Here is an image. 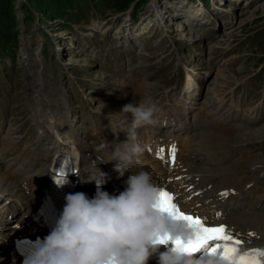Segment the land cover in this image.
Here are the masks:
<instances>
[{"label":"rangeland","instance_id":"374dc122","mask_svg":"<svg viewBox=\"0 0 264 264\" xmlns=\"http://www.w3.org/2000/svg\"><path fill=\"white\" fill-rule=\"evenodd\" d=\"M77 2L11 0L19 37L16 45L0 49V124L18 116L35 138L32 98L34 85H41L44 93L59 100L53 103L55 112L76 110L72 119L79 122L76 129H82L78 131L83 137H119L128 129H117L115 106L128 101L135 84L146 82L148 90L142 94L149 97L165 88L182 92L191 76L199 103L225 91L219 93V105L226 100L227 108H240L242 100L264 115V0H136L122 12H115L108 0ZM127 18L130 30L124 26ZM193 92L187 87L184 94L191 98ZM217 107L209 109L227 128L236 134L242 127L252 129L262 138L251 140L250 135L248 141L264 143V119L236 125L237 118H218L234 110ZM104 116L112 119L114 132L94 125L106 121ZM85 125L90 127L84 132ZM256 153L264 160V149ZM252 160L243 165L260 168L250 164ZM262 190L264 185L256 186Z\"/></svg>","mask_w":264,"mask_h":264},{"label":"clouds","instance_id":"9594fccd","mask_svg":"<svg viewBox=\"0 0 264 264\" xmlns=\"http://www.w3.org/2000/svg\"><path fill=\"white\" fill-rule=\"evenodd\" d=\"M156 110L154 104L144 101L124 106L132 124L122 143L124 151L119 145L113 151L116 171H128V165L145 151L137 142L136 129L154 124ZM103 175L100 173L93 198L84 192L66 195L55 227L26 264H148L153 257L157 264H215L211 258L195 259L178 247L160 243L165 238L188 241L194 237V229L165 218L161 189L148 171L131 174L118 195L102 190Z\"/></svg>","mask_w":264,"mask_h":264},{"label":"bare ground","instance_id":"6f19581e","mask_svg":"<svg viewBox=\"0 0 264 264\" xmlns=\"http://www.w3.org/2000/svg\"><path fill=\"white\" fill-rule=\"evenodd\" d=\"M194 16L196 17L198 15L195 14ZM37 92L38 94L36 95L35 100L37 103H40L42 108H39L38 110L39 116L36 119V124L38 129L41 130L46 137L50 138V144L44 152V155L42 154L45 164L42 166L41 170H38L39 174H35L33 176L27 175V178H29L34 185L35 193H39L41 187L45 184V180L40 176H48V169L51 167L52 158L57 154H64L73 143H76L79 146L82 156L79 180H81L82 185L92 186L95 192L97 180L100 178V173L104 174L106 168L103 162L116 166L118 161L114 160L113 151L118 145L120 146V150L124 151L125 146L122 143L127 141V135L131 128H128V130H126L122 135H119V137L110 135V138L107 137L104 140H100L93 137L92 133H88L89 135L83 137L80 132H76L74 127L65 121L64 128H62V132L60 133L63 141H60L52 134V128L57 129L56 126L52 124L54 120V115L51 111L50 105L52 100L49 96L40 94L39 91ZM183 97H186V94H184ZM176 110L180 111L174 113L169 109L163 112L161 114L160 121H155L154 128H159L164 120L167 121L166 131L174 133L176 134V137H178L181 147V156L179 155V159L182 161L181 164L187 168V172L185 173L192 178V183H196L197 188L201 189L206 187L211 180L215 179L216 176V179L220 181L214 186L216 194L220 195V191L225 189H233V193L230 194V192H227V195H229L227 200L223 202L220 200L218 201L220 207L228 212L226 221L243 233L248 230H256L262 236L264 241V195L250 199L248 195L249 191L246 190L245 186L239 184L234 178L230 177V175L234 173L224 172L226 171V166L230 165H227L224 160L215 155L216 148L210 150L208 154L206 153V149H204L205 137L209 133L219 135V137L223 140L222 147L218 149V151L222 153L232 152L233 146L231 143H234L235 147H239L238 144L248 141L250 139V135L253 136L251 140H256L258 138L261 139L262 134L259 135L255 131H252V129L243 127L240 128V132L236 134L231 127L227 128L226 125L216 119L213 110L206 108V105L196 115L193 111L198 112L199 108H194L193 106H191L188 110L185 106L177 108ZM192 117L193 120L191 121ZM122 119L131 120L132 116L130 113H124L123 108H118L116 121L118 122ZM136 133L138 141L141 134L137 129ZM87 153L88 156L86 155ZM98 156L103 160L98 161ZM193 158H198V162L196 163ZM233 158H238V155H235ZM137 159H140V157ZM137 159H134L133 162ZM263 161L264 160L262 159H258L257 156H254L250 164H261L259 169L264 172ZM237 162L234 164L241 165ZM245 166L248 165L245 164ZM8 167L12 169L14 165L9 164ZM30 167L37 170V167L33 165ZM137 170H144V168L137 167ZM0 175V206L4 209L2 204L4 193L2 191L6 189L9 191V189L5 186L7 174L0 173ZM152 178L154 179L153 175ZM204 178L209 179L210 181H201V179ZM22 181H25L24 177L13 176L12 182H9L8 184L13 185L14 192L22 195ZM113 183L114 180L111 183L110 180L103 177V183L101 185L102 190L107 191L110 194H116L113 190ZM17 207V209L12 208L9 210L6 222L10 219L22 217V207L20 205H17ZM3 218L4 215L1 214V223H3ZM22 219H24V217ZM13 230L15 231V229ZM13 230L10 227H5V230L0 232V250L5 249L6 240H9ZM6 250L7 248L5 251ZM151 259L157 261L156 257ZM6 260L8 261L6 262ZM14 260V257H11L9 253L0 254V264H7L9 261Z\"/></svg>","mask_w":264,"mask_h":264},{"label":"snow or ice","instance_id":"6c2138e0","mask_svg":"<svg viewBox=\"0 0 264 264\" xmlns=\"http://www.w3.org/2000/svg\"><path fill=\"white\" fill-rule=\"evenodd\" d=\"M160 149L157 155L163 152ZM175 146L170 149L171 162H175ZM227 195V193H222ZM160 207L164 212L172 215L176 220L182 221L186 226L194 229V237L188 241L181 239L172 240L171 238L161 239V244H169L183 250L186 255L194 256L203 253L204 257H211L217 260L232 259L233 254L239 252L238 264H264V249L248 251L240 249L241 241L234 239L232 233L223 225L205 226L199 217L184 214L174 204L173 197L166 191L160 193Z\"/></svg>","mask_w":264,"mask_h":264},{"label":"trees","instance_id":"16d2710c","mask_svg":"<svg viewBox=\"0 0 264 264\" xmlns=\"http://www.w3.org/2000/svg\"><path fill=\"white\" fill-rule=\"evenodd\" d=\"M13 1V0H12ZM76 0V4H78ZM136 0H108L115 12L127 10ZM15 11L11 0H0V49L18 43V32ZM11 45V46H10Z\"/></svg>","mask_w":264,"mask_h":264}]
</instances>
